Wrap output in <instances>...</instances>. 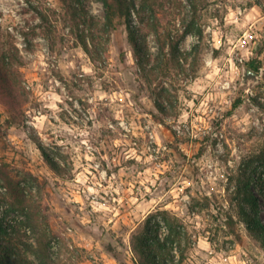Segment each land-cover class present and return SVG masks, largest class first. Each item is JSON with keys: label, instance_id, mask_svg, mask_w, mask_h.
<instances>
[{"label": "rangeland", "instance_id": "obj_1", "mask_svg": "<svg viewBox=\"0 0 264 264\" xmlns=\"http://www.w3.org/2000/svg\"><path fill=\"white\" fill-rule=\"evenodd\" d=\"M131 2L106 24L103 0H0L5 238L34 264L22 244L36 239L51 264H135L132 235L167 210L189 234L182 264H264L244 220L264 223V0ZM132 32L146 67L169 36L180 66L149 84ZM244 67L258 79L243 83Z\"/></svg>", "mask_w": 264, "mask_h": 264}, {"label": "trees", "instance_id": "obj_2", "mask_svg": "<svg viewBox=\"0 0 264 264\" xmlns=\"http://www.w3.org/2000/svg\"><path fill=\"white\" fill-rule=\"evenodd\" d=\"M131 1L103 0L106 9V24L111 23L116 11L119 15L129 19ZM146 5L147 1L142 5V9L148 7ZM167 40L169 42L164 40L162 43L169 45V52L163 53L164 45H162V53L157 57V64L151 68L146 67L149 62L148 53L144 50L143 45L137 41L133 32L130 34L136 63L141 68L149 84H151L153 70H159L160 68V72H164L171 68L173 64L180 66L181 54L178 45L174 44L173 38L170 36ZM84 48L87 50L86 46ZM164 90L165 87L161 86V90H155L153 95L154 105L162 114H166L169 109L165 103ZM0 93L5 94L8 99L12 97L11 84L8 82L6 74L1 70ZM38 148L41 150L49 167L53 171L59 172L60 166L46 153L44 147L39 144ZM246 200L253 207H257V199L253 193L247 194ZM244 220L250 230L254 231L257 236L264 238V223L259 217L245 214ZM11 226L0 219V264H34L26 259L17 246L12 244L11 238H5L15 233ZM131 242L135 264H182L186 259V251L190 243L189 234L184 224L167 210L150 212L143 220L141 228L132 235ZM22 245L27 252H32L35 255V258L38 259V264H51L49 249L44 245V241L36 239V246L28 243Z\"/></svg>", "mask_w": 264, "mask_h": 264}, {"label": "water", "instance_id": "obj_3", "mask_svg": "<svg viewBox=\"0 0 264 264\" xmlns=\"http://www.w3.org/2000/svg\"><path fill=\"white\" fill-rule=\"evenodd\" d=\"M258 72L255 70H252L248 67L243 68V73H242V82L243 83H250L253 81H256L258 79Z\"/></svg>", "mask_w": 264, "mask_h": 264}]
</instances>
